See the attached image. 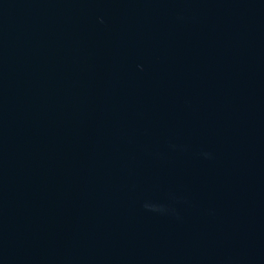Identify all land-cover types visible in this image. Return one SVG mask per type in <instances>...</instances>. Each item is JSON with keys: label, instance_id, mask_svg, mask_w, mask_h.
Segmentation results:
<instances>
[{"label": "water", "instance_id": "95a60500", "mask_svg": "<svg viewBox=\"0 0 264 264\" xmlns=\"http://www.w3.org/2000/svg\"><path fill=\"white\" fill-rule=\"evenodd\" d=\"M0 264H264V0H0Z\"/></svg>", "mask_w": 264, "mask_h": 264}]
</instances>
